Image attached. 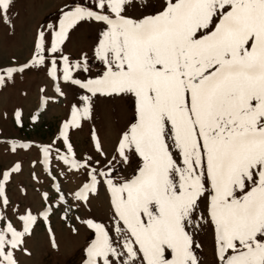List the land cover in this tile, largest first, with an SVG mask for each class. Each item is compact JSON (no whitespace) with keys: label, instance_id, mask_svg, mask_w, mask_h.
I'll list each match as a JSON object with an SVG mask.
<instances>
[{"label":"snow or ice","instance_id":"obj_1","mask_svg":"<svg viewBox=\"0 0 264 264\" xmlns=\"http://www.w3.org/2000/svg\"><path fill=\"white\" fill-rule=\"evenodd\" d=\"M132 2L98 0V8H110L114 17L82 6L64 12L51 48L57 52L79 21L106 23L96 51L108 70L83 87L136 97V122L118 151L127 159L125 151L134 148L144 164L130 180H107L119 244L103 224L85 221L98 233L87 249V264H113V258L116 264H199L186 225L198 223L193 213L205 193L220 264H264V0H166L162 11L141 19L122 14ZM10 4L0 0L4 18ZM39 37L32 63L44 62V33ZM63 60L67 80L71 65L66 56ZM88 111L85 107L83 115ZM80 115L74 107L64 139ZM44 152L47 157L49 147ZM63 159L82 166L74 153ZM89 175L78 199L94 189L96 169ZM21 219L24 231L10 223L0 228V264H17L8 248L22 245L37 217L29 211Z\"/></svg>","mask_w":264,"mask_h":264},{"label":"rangeland","instance_id":"obj_2","mask_svg":"<svg viewBox=\"0 0 264 264\" xmlns=\"http://www.w3.org/2000/svg\"><path fill=\"white\" fill-rule=\"evenodd\" d=\"M162 1L133 0L122 14L141 19L147 13L152 15L155 5L162 6ZM77 6L115 15L108 7L98 8V0H11L7 18L0 15V77H3L0 83V228L6 229L10 223L18 231H24L25 221L21 217L29 211L37 217L23 237L22 245L8 248L17 264H87V249L98 236L85 223L87 220L103 224L114 244H119L113 195L107 180L117 184L130 180L144 164L134 148L125 151L127 159L118 151L123 134L136 122V97L131 93H93L83 87L108 70L107 61L96 51L108 27L106 23L94 19L77 22L68 29L57 52H51L63 13ZM40 32L44 33L41 52L44 62L32 63ZM65 56L71 65L67 80ZM26 64L28 67L23 71L11 75L6 72ZM53 82L60 93H55ZM85 96L89 99L84 100ZM43 99L44 107L39 109ZM74 107L81 115L77 124L67 130L66 140L62 135L64 124L71 120ZM85 107L89 110L87 115H83ZM46 146L49 147L47 157ZM171 150L180 163L177 151ZM73 153L81 161L79 168L63 159L65 155L72 158ZM93 168L96 169L94 189L87 193L86 199H78L76 193L91 182L89 173ZM205 184L207 187V181ZM236 194L242 195L239 191ZM59 195L67 198L71 216L61 218L46 212L45 207ZM208 202L209 193H205L193 213L198 223L186 225V230L192 235L199 264H220ZM60 210L59 207L54 211L57 214ZM120 227H124L122 222ZM7 236L10 238L11 233ZM113 264H116L115 258Z\"/></svg>","mask_w":264,"mask_h":264}]
</instances>
